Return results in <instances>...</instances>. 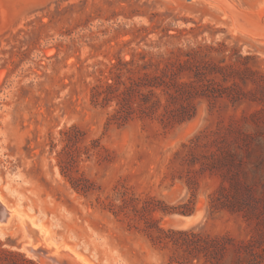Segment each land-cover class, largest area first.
<instances>
[{"label":"rangeland","instance_id":"obj_1","mask_svg":"<svg viewBox=\"0 0 264 264\" xmlns=\"http://www.w3.org/2000/svg\"><path fill=\"white\" fill-rule=\"evenodd\" d=\"M226 1L264 31V0ZM231 18L212 0H0V200L12 211L0 264H50L22 249L25 223L36 241L82 264H169L171 246L152 241L167 230L250 236L240 215L209 209L223 173H245L257 197L264 190L253 120L264 107L254 100L264 37ZM186 55L204 73L181 81L216 91L191 100V119L163 124L161 109L140 118L142 89L122 125L110 120L115 101L92 102L112 64L128 84L127 70L158 75ZM226 65L248 70L247 81L206 73Z\"/></svg>","mask_w":264,"mask_h":264},{"label":"trees","instance_id":"obj_2","mask_svg":"<svg viewBox=\"0 0 264 264\" xmlns=\"http://www.w3.org/2000/svg\"><path fill=\"white\" fill-rule=\"evenodd\" d=\"M193 62L190 56L184 60L177 59L173 65H165L161 68L160 74L143 73L138 79L132 78L130 76L132 71L127 70L128 84L122 83L121 77L124 73L112 64L109 75L93 88L92 102L107 106L115 101L117 107L111 114L110 120L122 125L131 119L134 112L130 105L134 93L142 89L145 93H142L138 99L140 118L153 116L161 109L158 118L163 124L189 120L195 114L191 100L197 96H213L216 92L213 90L208 95V90L211 91L208 86L205 89L203 86L198 88L191 82L181 81L183 76L189 78L190 72L196 80L204 73L202 68ZM229 67V65L210 66L206 73L209 75L218 73L222 81L227 82L234 73L228 71ZM247 73L248 70H241L234 75L236 74L240 81L246 82ZM198 90H201L200 94L197 93ZM220 90L219 94L235 96L229 93V87H222ZM236 94L239 96V93ZM152 97L156 99L152 101ZM254 100L264 106V84L261 96ZM253 120L259 130L255 137L264 139V107L253 115ZM244 142L245 146L249 144V135L244 136ZM222 179L219 190L210 197L209 209L211 212L227 211L230 214L240 215L246 222L253 224L250 236L247 239L236 240L230 236H203L194 229L167 230L165 238L157 237L152 241L171 246L173 252L169 264H264V190L257 197L255 188L247 181L245 173H223ZM72 188L84 192L77 184L72 183Z\"/></svg>","mask_w":264,"mask_h":264},{"label":"bare ground","instance_id":"obj_3","mask_svg":"<svg viewBox=\"0 0 264 264\" xmlns=\"http://www.w3.org/2000/svg\"><path fill=\"white\" fill-rule=\"evenodd\" d=\"M212 1L219 4L221 6V8L223 9V11L227 15L229 14V16L232 17L231 19H233V21L235 22V24L237 26L242 27L243 29L247 30V32L248 31L252 32V35L258 34V36H259V34H261V36H262V34H263V37H264V31L261 29H258L257 27L254 26L255 21L251 16L246 17V16H243L242 14L236 12L237 10L234 11L235 8L233 10V7L230 6L226 0H212ZM256 19H259V18L257 17ZM257 25L261 26V24H259V23ZM262 26H264V24ZM0 207H1L0 214L2 216L7 214V212L10 213L9 214L10 216L12 215V211H10L1 200H0ZM4 209H5V211H4ZM25 230L30 231L28 223H25ZM22 249L34 257L35 256H41V258L43 257V259L44 258L47 259V261L50 264H82L76 255L71 254L69 251H67L65 249H63L61 252H58V250L53 249L52 246H48L42 240H40V241L35 240L33 245L30 246L28 249L24 248V247Z\"/></svg>","mask_w":264,"mask_h":264},{"label":"water","instance_id":"obj_4","mask_svg":"<svg viewBox=\"0 0 264 264\" xmlns=\"http://www.w3.org/2000/svg\"><path fill=\"white\" fill-rule=\"evenodd\" d=\"M6 189H8V188L6 187ZM0 211H1V207H0ZM4 211H5V209H4ZM9 214L10 213H8V212H7V214H5L3 216L0 214V233H4V227L8 223V221L11 217ZM25 235L29 239L28 240L29 242L27 244L23 245V247L28 249L30 246L33 245L36 238L33 237L32 231H26Z\"/></svg>","mask_w":264,"mask_h":264}]
</instances>
